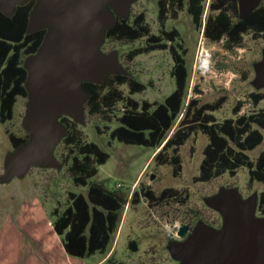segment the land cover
Listing matches in <instances>:
<instances>
[{
	"label": "rangeland",
	"instance_id": "rangeland-1",
	"mask_svg": "<svg viewBox=\"0 0 264 264\" xmlns=\"http://www.w3.org/2000/svg\"><path fill=\"white\" fill-rule=\"evenodd\" d=\"M141 13L145 14L152 34L161 35L162 30L178 31L176 44L186 51L184 57L190 72L186 103L190 99H198L202 104L213 103L221 96H227L222 109L213 113L220 123L235 117L233 109L238 101L245 103L240 114L264 109V101L254 107L250 99L252 93H264V89L253 85L255 65L263 60V39L255 40L247 35L243 47L234 50L227 49L225 41L208 42L203 30L195 28L187 12V0L176 14L169 11L164 21L159 18L158 0H136L130 6L129 18ZM207 14L206 11L204 18ZM145 44V38L132 43L105 39L100 48L104 55L116 53L126 74L147 85L146 91L137 94H131L126 85L119 87L125 97L140 105L145 101L161 103L175 90L174 58L169 50L155 51L128 61L127 54ZM203 50L211 55L210 71L204 75L196 69ZM28 103V98L19 97L13 119L6 124L0 123V177L4 175L7 156L13 152L9 134L25 135L23 122ZM123 107L119 103L112 112L100 115H90L84 110V122H76L75 127L83 142L96 143L109 154V160L99 167L98 175L91 181L110 191L120 190L129 201L120 212V225L107 253H97L83 260L72 258L65 253L61 238L52 230L53 212L57 210L61 214L70 205L71 193L86 194L88 190V187L74 184L68 167L77 151L61 140L53 154L61 168L34 167L23 178L15 177L5 184L0 182V264H180L172 258L169 247L182 225H196L199 221L214 227L223 225V217L206 205V199L222 188H237L244 200L262 192L261 183L249 182L246 168L239 169L235 177L225 174L207 183H196L194 178L199 175L203 150L208 144L207 137L201 133L192 135L180 148L182 173L178 176L174 175L172 165L156 164L154 157L159 149L111 140V132L120 125L118 118ZM263 148L264 144L248 153L249 157L255 160ZM147 187L157 196L167 188L176 190L179 195L161 204L149 202L144 195L139 196L138 203L131 201L135 192ZM133 244L137 252H132ZM108 258L112 263L106 262Z\"/></svg>",
	"mask_w": 264,
	"mask_h": 264
},
{
	"label": "trees",
	"instance_id": "trees-1",
	"mask_svg": "<svg viewBox=\"0 0 264 264\" xmlns=\"http://www.w3.org/2000/svg\"><path fill=\"white\" fill-rule=\"evenodd\" d=\"M207 0H188L187 12L197 30H203L204 37L212 44L225 41L229 50L243 47V39L251 35L253 39L264 40V1L249 15L242 18L239 0H211L206 12ZM37 0H30L17 6L12 16L0 11V123L6 124L14 117V109L19 97L28 98L26 83L28 71L26 60L37 54L48 29L30 33V14ZM185 0H158L159 18L164 21L169 11L176 14L184 8ZM177 30H162L161 35L152 34L146 24L145 14L133 19L115 16V25L106 33L107 41L135 42L146 39V44L131 50L128 61L155 51L169 50L174 58L172 77L175 90L161 103L147 101L141 105L119 90L128 86L131 94L142 93L147 85L128 75H111L104 85L83 82L82 87L89 96L84 110L90 115L108 114L119 104L124 105L118 118L119 126L110 134L111 140L125 145L159 149L154 161L159 166L172 165L173 173H182L180 148L192 137L201 133L208 139L203 150V160L196 183H207L225 174L231 177L246 168L250 183L258 182L263 190L258 195L257 216L264 217V148L253 160L248 153L264 144V109L255 113L240 114L244 102L238 101L233 109L234 118L217 122L213 113L222 109L228 100L221 96L213 103L202 104L198 99L186 103L190 72L184 57L183 46L176 44ZM250 99L254 107L264 101V93H252ZM71 119V118H70ZM67 116L59 117L67 134L62 139L67 146L76 148V154L68 167L73 182L78 187H88L86 194H70V205L60 214L55 210L51 223L56 236L61 238L65 253L77 259H87L97 253L105 255L113 235L120 225V212L128 205L127 196L120 190L110 191L103 185L92 182L99 173V167L109 160L106 153L96 143H85L77 123ZM176 126V128H175ZM175 128V129H174ZM13 150L27 144L30 134L24 136L9 134ZM171 153V155H170ZM149 202L161 204L178 196L172 188L156 195L149 187L135 192L132 202L138 203L139 196ZM132 252H137L135 244ZM112 263L111 259L106 260Z\"/></svg>",
	"mask_w": 264,
	"mask_h": 264
},
{
	"label": "water",
	"instance_id": "water-1",
	"mask_svg": "<svg viewBox=\"0 0 264 264\" xmlns=\"http://www.w3.org/2000/svg\"><path fill=\"white\" fill-rule=\"evenodd\" d=\"M30 0H0L7 16ZM136 0H37L29 19V32L48 29L36 55L29 57L27 111L23 122L30 140L11 152L4 163L5 184L23 178L31 168H61L53 154L67 130L59 117L83 123L89 100L83 82L104 85L111 75H127L117 54L104 55L100 48L115 16L128 19ZM264 0H239L245 18ZM253 85L264 89L263 60L255 65ZM223 217L216 229L203 221L185 241L174 242L169 251L180 264H264V217L257 216L258 196L244 200L235 187L222 188L205 200ZM189 225H182L185 238Z\"/></svg>",
	"mask_w": 264,
	"mask_h": 264
},
{
	"label": "built area",
	"instance_id": "built-area-1",
	"mask_svg": "<svg viewBox=\"0 0 264 264\" xmlns=\"http://www.w3.org/2000/svg\"><path fill=\"white\" fill-rule=\"evenodd\" d=\"M210 60H211L210 53L206 50H203L200 53L198 64L196 66L197 72L203 75L208 73L210 71Z\"/></svg>",
	"mask_w": 264,
	"mask_h": 264
},
{
	"label": "flooded vegetation",
	"instance_id": "flooded-vegetation-1",
	"mask_svg": "<svg viewBox=\"0 0 264 264\" xmlns=\"http://www.w3.org/2000/svg\"><path fill=\"white\" fill-rule=\"evenodd\" d=\"M210 1H211V0H207V1H206V11H208ZM187 2H188V0H187ZM199 222H200V221H199ZM197 224H198V222H197ZM197 224H196V225H197ZM206 224H207V223H206ZM188 225H189L190 228H189V231H188L186 237H185V238H181V237H179V235H177V237L175 238V241H173L172 243H174V242H182V241H185V240L187 239V237L192 233L193 229H194L195 226H196V225H190V224H188ZM207 225L212 226V225H210V224H207ZM212 227H214V226H212ZM214 228L219 229L220 226H219V227L217 226V227H214ZM178 234H179V231H178Z\"/></svg>",
	"mask_w": 264,
	"mask_h": 264
}]
</instances>
